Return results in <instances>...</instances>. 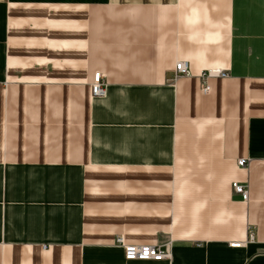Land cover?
<instances>
[{
  "label": "crops",
  "instance_id": "crops-1",
  "mask_svg": "<svg viewBox=\"0 0 264 264\" xmlns=\"http://www.w3.org/2000/svg\"><path fill=\"white\" fill-rule=\"evenodd\" d=\"M0 264H264V0H0Z\"/></svg>",
  "mask_w": 264,
  "mask_h": 264
},
{
  "label": "built area",
  "instance_id": "built-area-1",
  "mask_svg": "<svg viewBox=\"0 0 264 264\" xmlns=\"http://www.w3.org/2000/svg\"><path fill=\"white\" fill-rule=\"evenodd\" d=\"M176 78L182 76H190L188 64L186 62H177L176 68ZM230 76L229 71L222 69L208 70L204 71L201 75V79L203 81L202 90L205 94L210 92L209 79L210 78H228ZM93 93L95 96H104L106 93V84L102 80V76L100 73L96 74L95 81L93 84ZM239 166L248 167L247 160L242 159L239 161ZM233 189L237 194H240L245 201L249 200V190L244 186H241L238 183L233 184ZM255 240L254 232L249 234V241ZM117 242L123 246L125 250V258L128 261H163L171 258L170 247L169 244L166 245H129L125 244L123 238H119ZM243 243H233L231 246L233 248H240L243 246Z\"/></svg>",
  "mask_w": 264,
  "mask_h": 264
},
{
  "label": "rangeland",
  "instance_id": "rangeland-1",
  "mask_svg": "<svg viewBox=\"0 0 264 264\" xmlns=\"http://www.w3.org/2000/svg\"><path fill=\"white\" fill-rule=\"evenodd\" d=\"M92 89H93V86H92ZM93 95H94V93H93ZM95 96V95H94ZM96 97V96H95ZM169 246V245H168Z\"/></svg>",
  "mask_w": 264,
  "mask_h": 264
}]
</instances>
